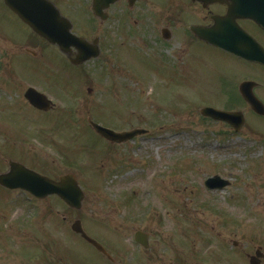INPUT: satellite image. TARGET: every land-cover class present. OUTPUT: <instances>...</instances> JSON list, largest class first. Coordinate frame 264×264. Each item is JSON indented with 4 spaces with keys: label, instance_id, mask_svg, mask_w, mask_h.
Segmentation results:
<instances>
[{
    "label": "rangeland",
    "instance_id": "obj_1",
    "mask_svg": "<svg viewBox=\"0 0 264 264\" xmlns=\"http://www.w3.org/2000/svg\"><path fill=\"white\" fill-rule=\"evenodd\" d=\"M2 29V35L15 37V47L21 45L24 37L21 24L4 21ZM197 52L201 61L190 55L191 64L180 70L168 69L166 65L142 66L140 61H145L146 55L132 54L126 67L129 72L124 78L128 86L111 96H108V81L104 79L102 84L96 81L98 91L91 103L94 112L87 115L113 125L115 130L140 128L148 134L135 137L116 150L108 148L106 152L108 143L91 146L96 140L82 126L78 128L84 131L73 133L74 129H70L72 134L67 129L68 146L79 150L70 149L78 163L72 171L77 173L81 186L88 187L77 216L88 235L99 242L112 239L130 245L134 229L147 232L152 235L151 244L158 250L160 260L166 264L172 261L173 250L181 255L190 253L193 264H203L204 235L213 241L209 246L210 257L217 253L216 246L222 239L242 241V247L237 249L242 255L235 261L249 264L245 252L253 256L257 244L250 239L257 238V234L261 239L264 237V119L236 99L231 100L234 105L230 104V99L235 97L241 81L253 79L261 82L254 94L264 101V75L256 69L243 75L239 73V65L224 61L212 49L201 47ZM45 55L44 60L41 56L24 60L14 50L7 60L9 67L16 68L17 80L25 79L24 85L46 88L45 77L64 72L59 68L54 48L46 49ZM85 69L90 74L105 71L99 64L87 65ZM48 86L49 94L57 99L58 88ZM21 89H24L23 83ZM9 99L7 94L3 100ZM20 105L27 111L21 102ZM203 106L219 110L238 106L244 114L245 125L234 133L227 123L202 117L199 109ZM29 117L35 118L37 123L33 125L40 127L47 121L32 113ZM75 117L86 121L84 114L76 113ZM23 118L25 115L21 114L20 126H24ZM51 118L56 128L66 120L59 113H52ZM15 120L14 111L7 113L0 107L3 132L13 133ZM16 133L11 136L21 140L23 148L35 147V151L48 158L54 157L46 147L35 143L33 135L27 140L28 134L21 128ZM9 138L0 135V148L9 143ZM43 161H46L44 157L29 159L30 164ZM6 167L5 163L0 171ZM213 176L226 180L228 186L217 190L205 187L206 179ZM3 195L0 196V264H73L75 252L98 264L92 248L71 233L73 217L56 198L37 201L14 194L11 200ZM128 199L130 205L126 206L122 202ZM132 213L139 216L137 224L125 228L121 217ZM108 226H122V235L114 228L106 229ZM216 233L221 235L217 237ZM218 255L227 264H233L234 258L229 260L220 249Z\"/></svg>",
    "mask_w": 264,
    "mask_h": 264
},
{
    "label": "flooded vegetation",
    "instance_id": "obj_2",
    "mask_svg": "<svg viewBox=\"0 0 264 264\" xmlns=\"http://www.w3.org/2000/svg\"><path fill=\"white\" fill-rule=\"evenodd\" d=\"M48 1L53 4L54 8L65 19L72 23L71 32L77 37L86 40L90 44L92 52L94 51L97 56L82 63V65H75L71 59H74L78 54L76 48H72L70 59L55 47L56 54H58L59 58V68L61 67L63 70H68V68L70 70L72 69V73H61L59 76L50 78L45 77V81H48L45 83L46 88L41 86L40 83V86L30 83L29 85H24L26 83L24 81L25 79L17 80L15 78L14 72L16 68L9 67L10 64L7 57L11 56L14 50H17L24 57V60H29L31 56L34 58L41 56L43 58L45 56V44L40 37L30 34L27 25L22 23L18 15L10 10L4 0H0V107L7 113L14 111L16 116L14 134L3 132L0 128V135L2 137L10 136L9 143L4 144L0 148L2 151L0 156L3 155V160H0V170L5 163L9 167L10 161H14L19 164H24L32 171L34 170L42 175L45 174L53 180H58L62 176L69 175V173L77 176V173L72 171L76 169V162L72 161L70 157V153L72 152L70 149L75 152H79V150L75 146H68V140L65 138L66 133H68L67 129H74L73 133H76L77 129L82 131L81 128H78L80 126L87 129L90 138L96 140L91 146L96 145V143L106 142L92 129L89 116H86V114L93 111L91 103L93 102L94 94L98 91L97 82L102 84L104 79L108 81V84H106L109 85L108 90L110 93H108V96H111V94L118 90H124L128 86L124 78L127 77L126 74L129 72L127 66L132 54L143 53L146 55L145 61H140L142 66L150 65L151 67L157 68L158 66L166 65L168 69L180 70L182 69L180 67L191 64L192 59L190 55L195 56V59H199L197 51L201 47H206L214 50L219 58H222L224 61L234 62L239 65L241 68V72L239 73H243V75L255 69L264 75V29L256 21L245 18L256 13L260 15V21H264V1L262 0ZM224 18L233 20L232 22L224 23L225 28H221L220 33L229 34L231 46L234 45L241 49H249L251 56L254 59L256 58L257 61L251 62L238 57L223 48L209 45L196 36L194 32L195 28L210 29L214 27L217 20ZM8 20L16 21L23 27L22 34L24 37L21 45L18 47L14 45V36L2 35V24ZM233 23L239 32L234 28ZM218 33L219 31L217 30L216 34ZM254 45L257 46L256 50ZM91 64L102 65L105 70L104 73L93 72L90 74L89 72H85V66ZM4 79H7V81ZM245 80L253 81V79ZM16 83L19 84L18 89ZM22 83L24 89H21ZM50 84L59 90L57 99L48 92L50 88L48 85ZM29 87L35 88L39 93L41 92L46 98L52 101L50 110L37 109L25 99L24 96ZM7 94H10V101L3 100ZM65 94H69V96L66 97ZM18 95H20V98ZM101 96H103L102 93ZM20 102L27 111L21 109ZM262 103L264 105L263 100ZM30 113L37 115L39 119L43 117L44 120H47L45 121L46 124L41 127L33 125L36 121H34L35 118L33 120L30 119ZM52 113H59L64 118L68 114L81 113L84 114L86 121L67 122L65 120L61 126L56 128L53 120H51ZM21 114L25 115V118H23L24 126H20L21 121L19 119ZM256 116L264 119L262 115ZM20 128L28 134L27 140H30L33 135L32 139L35 143L46 147L54 157L48 158L43 153L35 151V147H31L30 150L23 148V142L11 136L17 135L16 130H20ZM70 134H72L71 130ZM106 143V149L107 147L115 149L119 145L124 144ZM27 146L29 147L31 144H27ZM10 147L11 149L8 151ZM40 157H44L46 161H43V163L32 162L30 164L29 159L33 158L36 160ZM5 171H0V173ZM4 190L6 193L3 196H9L11 200L14 199V196H12L14 194L20 196H26L27 194L24 191ZM84 190L88 192L86 187ZM16 198L21 199V197ZM57 200L67 211L69 210L70 216L73 217L71 218L72 221H76L78 219L77 211L65 206L59 198ZM125 203L129 206L130 200H125ZM91 219L94 220L92 217ZM138 219L139 216L135 213L124 214L121 217V222L126 228L129 224H137ZM112 228L122 235V226H108L106 229L111 230ZM136 232H141L143 235H146L144 240H146L147 246L136 242ZM132 235V242H129L130 245H125L124 242L121 243L112 239L98 241L105 248V251L99 252L92 247L93 252L97 256L98 264H166L160 260L161 257L158 256V250L156 248L154 249L151 244L152 235L145 231H140L137 228L133 230ZM216 235L218 237L221 234L216 233ZM73 236L80 238V235L74 233ZM256 236L258 237L252 240L250 239L251 242H257L253 250L254 254H257L256 256L258 257L255 260L259 264H264V237L261 239V235L257 234ZM211 242L213 241L206 238L205 235L203 236V246L206 247L203 252V264H227L226 260L218 255L219 249L225 256L228 255L229 260L234 258V261H232L233 264H238L235 260L242 255L239 250L237 251V249L242 247V241H237L233 238L228 240L222 239L217 244L216 248L218 250L215 251L217 253H214L213 257H210L212 249H209V246ZM227 245H231V247ZM173 251L174 257L168 264H193L190 253L186 252V254L181 255L176 253L175 250ZM215 254L219 257H215ZM245 254L248 262L252 256L249 255V252H245ZM73 259V264H95L92 261L89 262L90 260L83 259L80 255H76V252L74 253ZM91 260L96 262V259Z\"/></svg>",
    "mask_w": 264,
    "mask_h": 264
},
{
    "label": "water",
    "instance_id": "obj_3",
    "mask_svg": "<svg viewBox=\"0 0 264 264\" xmlns=\"http://www.w3.org/2000/svg\"><path fill=\"white\" fill-rule=\"evenodd\" d=\"M11 8L14 12L18 13L24 23H27L36 34H40L44 39L51 44H56L61 51L68 52L71 46H75L80 50V55L75 60L76 63H82V61L90 59V54L85 52L86 47L89 46L84 40H79L71 34L70 22L63 19L59 12L53 9L50 2L45 0H21L20 3L15 1L11 4ZM199 37H202L208 42H212L215 45L221 46V42L212 37L211 31L199 30L197 33ZM222 47V46H221ZM239 55H242L237 50H232ZM245 56V55H244ZM243 56V57H244ZM248 58V57H247ZM252 82L242 83L239 90L244 100H246L253 111L256 113H264L263 105L253 95ZM26 98L30 99L32 103L46 104L44 98L37 94L33 89H30ZM45 106V109H46ZM202 115L212 118L213 120L226 121L230 123L235 130H238L243 125L242 114L221 112L216 109L203 108L201 110ZM93 128L105 139H109L113 142L128 141L134 136L144 133V130H135L128 133H114L109 129L102 128L97 124L93 125ZM0 185L6 186L9 189H25L31 194L40 199H44L49 195H58L65 203L74 207L80 208L83 194L79 187V184L75 181L73 176L62 177L58 182L49 180L46 177H42L38 174L32 173L22 165L11 163L10 171L7 174L0 175ZM228 183L223 181L220 177L209 178L206 180L205 186L210 189H222L227 186ZM72 229L75 233H81L82 237L88 242L102 249L94 240L87 237L80 226V222L73 224ZM254 264V262H252Z\"/></svg>",
    "mask_w": 264,
    "mask_h": 264
}]
</instances>
